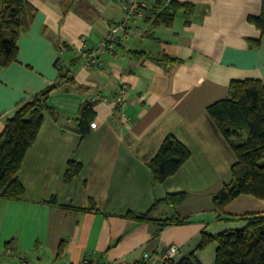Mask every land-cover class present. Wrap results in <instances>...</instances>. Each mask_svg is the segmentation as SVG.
I'll use <instances>...</instances> for the list:
<instances>
[{
  "label": "crops",
  "instance_id": "obj_1",
  "mask_svg": "<svg viewBox=\"0 0 264 264\" xmlns=\"http://www.w3.org/2000/svg\"><path fill=\"white\" fill-rule=\"evenodd\" d=\"M29 1L37 17L19 38L17 61L0 70V135L22 102L59 87L49 99L56 114L45 113L19 173L24 197L0 198V264L135 261L171 245L180 260L203 233L240 230L248 216L264 213V200L251 195L216 212L214 195L236 156L207 112L233 81L264 84V34L249 21L262 0H175L194 5L192 14L180 10L165 26L155 23L161 9H154L114 53L102 44L123 18L119 0ZM86 102L95 105L96 125L83 140L77 119ZM170 135L191 155L156 184L149 162ZM70 161L83 168L66 184ZM180 193L181 204L164 202ZM146 212L151 221L128 216ZM174 219L185 224L164 225ZM217 250L214 243L196 251L200 264H216Z\"/></svg>",
  "mask_w": 264,
  "mask_h": 264
},
{
  "label": "trees",
  "instance_id": "obj_2",
  "mask_svg": "<svg viewBox=\"0 0 264 264\" xmlns=\"http://www.w3.org/2000/svg\"><path fill=\"white\" fill-rule=\"evenodd\" d=\"M0 70L17 61L18 41L27 33L38 14L37 7L29 0H0ZM194 5L175 0L169 5L157 0L154 9H161L155 23L169 26L180 10L191 15ZM253 25L264 34V0L262 11L257 17H250ZM60 79H66L60 70ZM55 84L38 95L22 102L14 115L8 118L0 135V198L21 200L26 189L19 179L26 154L37 140L44 122L45 113L55 116L49 106V99L58 89ZM95 105L86 102L81 107L79 130L81 138L86 139L95 121ZM218 129L236 156L230 170V180L214 195L216 212L224 214L225 208L242 195H251L264 200V84L255 79L233 81L229 95L215 102L207 109ZM189 149L177 138L170 135L160 150L149 162L152 180L162 184L175 175L190 158ZM82 164L70 161L64 174V183H72L82 172ZM185 193L168 195L164 202L179 205L184 202ZM91 207L88 210H93ZM131 219L139 222L151 221L149 212L129 213ZM245 228L232 230L219 235L202 234L196 251L217 243L216 264H264V213L247 217ZM185 224L184 219L164 222L165 226ZM196 251L186 254L182 259L166 264H200Z\"/></svg>",
  "mask_w": 264,
  "mask_h": 264
},
{
  "label": "built area",
  "instance_id": "obj_3",
  "mask_svg": "<svg viewBox=\"0 0 264 264\" xmlns=\"http://www.w3.org/2000/svg\"><path fill=\"white\" fill-rule=\"evenodd\" d=\"M173 0H163L166 5ZM123 12V18L119 24L114 25L108 35L107 40L102 44V49L114 53L115 47L123 40L130 36L131 25L136 21H145L151 15V11L157 5V0H119ZM117 105L121 108L126 103V87L122 86L117 93ZM93 124L92 127H95ZM181 250L175 245L166 248L161 255L154 256L145 252L141 259L130 261L120 260L107 264H166L167 262L177 261ZM23 264V263H22ZM82 264H99L94 261H84Z\"/></svg>",
  "mask_w": 264,
  "mask_h": 264
},
{
  "label": "rangeland",
  "instance_id": "obj_4",
  "mask_svg": "<svg viewBox=\"0 0 264 264\" xmlns=\"http://www.w3.org/2000/svg\"><path fill=\"white\" fill-rule=\"evenodd\" d=\"M1 7V6H0ZM264 163V162H263Z\"/></svg>",
  "mask_w": 264,
  "mask_h": 264
}]
</instances>
